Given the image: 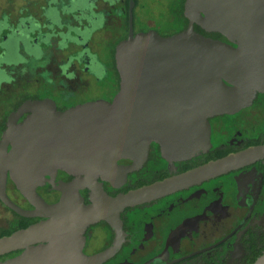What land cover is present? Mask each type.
Here are the masks:
<instances>
[{"label": "water", "instance_id": "obj_1", "mask_svg": "<svg viewBox=\"0 0 264 264\" xmlns=\"http://www.w3.org/2000/svg\"><path fill=\"white\" fill-rule=\"evenodd\" d=\"M184 15L188 28L172 37L132 34L118 46L121 88L113 102L60 112L50 101H27L9 117L0 141V200L23 217L47 221L0 238V258L22 252L0 264H102L113 250L87 256L88 226L105 221L117 227L127 208L223 174L250 156H264L261 148L115 198L106 193L103 182L123 185L146 161L153 142L169 162L207 151L209 120L237 113L264 92V0H186ZM125 159L135 165L120 166ZM59 171L73 181L56 186ZM9 180L33 210L9 198ZM47 183L62 194L56 204L38 193ZM85 189L90 205L81 195ZM255 264H264V255Z\"/></svg>", "mask_w": 264, "mask_h": 264}, {"label": "flooded vegetation", "instance_id": "obj_2", "mask_svg": "<svg viewBox=\"0 0 264 264\" xmlns=\"http://www.w3.org/2000/svg\"><path fill=\"white\" fill-rule=\"evenodd\" d=\"M185 3L155 0L162 11L158 14L145 0H29L26 8L1 11L0 141L9 117L27 101H50L60 112L91 102H113L121 88L118 46L132 34L156 32L168 38L186 30ZM165 14L168 21L162 23ZM195 29L231 44L220 34ZM209 123L207 151L169 162L153 142L146 161L123 185L115 188L103 182L106 193L115 198L264 148V92L237 113L213 117ZM119 165L133 167L135 162L125 159ZM73 179L59 171L55 183ZM38 193L50 205L62 196L51 183ZM7 194L20 208L34 209L10 180ZM81 195L90 205L89 190ZM0 206L9 212V228L0 238L47 221L23 217L1 200ZM84 236L87 256L113 250L102 264H255L264 255V156H250L223 174L127 208L117 227L101 221L88 226Z\"/></svg>", "mask_w": 264, "mask_h": 264}, {"label": "rangeland", "instance_id": "obj_3", "mask_svg": "<svg viewBox=\"0 0 264 264\" xmlns=\"http://www.w3.org/2000/svg\"><path fill=\"white\" fill-rule=\"evenodd\" d=\"M152 8V11L155 13L157 12L160 13L162 12L159 8L156 7V5L154 4L155 0H145ZM166 1V0H164ZM29 3V0H0V12L4 11V10H18V9H22V8H26L27 4ZM164 21H168V15H163V20L162 23H164ZM9 195H11L13 197L14 200L19 199L20 197L16 198L18 196V194H14L12 192H9ZM6 210H4V208H1L0 206V235H3V232L5 229H8V224H7V216L9 212H5Z\"/></svg>", "mask_w": 264, "mask_h": 264}]
</instances>
